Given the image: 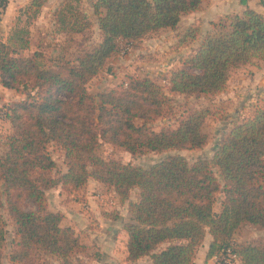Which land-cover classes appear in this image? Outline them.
I'll return each mask as SVG.
<instances>
[{"label":"trees","instance_id":"1","mask_svg":"<svg viewBox=\"0 0 264 264\" xmlns=\"http://www.w3.org/2000/svg\"><path fill=\"white\" fill-rule=\"evenodd\" d=\"M201 1L94 0L99 41L79 49L73 59L48 66L38 60L39 52L21 51L29 45L28 28L15 26L7 40L0 39V82L30 90L5 106L12 130L0 154V182L18 236L12 261H24L39 249L58 257V264H79L72 258L82 243L78 234L61 223V212L48 209L43 195L46 188L59 183L78 187L89 177L111 185L123 199L131 188H138L137 198L128 201L130 219L123 224L130 260L147 255L152 264H193L206 228L212 235L209 258L241 225L264 227V102L232 124L211 159L189 162L184 155L172 153L142 166L96 151L99 139L132 153L191 149L205 143L206 107L192 109L176 126L152 127L166 95L150 76L131 77L94 94L86 86L118 52L122 40L174 27L182 13L198 9ZM7 2L0 0V13ZM42 2L30 4L37 9ZM78 3L63 0L55 9L58 30L88 28L90 20L81 16ZM256 56L264 58V15L247 7L219 20L200 39L182 65L169 72L168 89L186 95L222 90L231 69ZM51 143L63 151L66 169L60 173L52 172L56 162ZM211 165L217 167L221 181ZM218 191L222 198L215 211ZM23 197L31 199L35 208H24ZM3 241L0 228V264ZM235 250L242 264H264L263 239L236 242Z\"/></svg>","mask_w":264,"mask_h":264},{"label":"rangeland","instance_id":"2","mask_svg":"<svg viewBox=\"0 0 264 264\" xmlns=\"http://www.w3.org/2000/svg\"><path fill=\"white\" fill-rule=\"evenodd\" d=\"M211 1L213 0H209L199 13L190 12L187 13L188 15H183L172 28L157 30L136 40H122L118 52L110 57L102 70L86 83L88 91L94 94L126 82L131 77H152L162 85L166 95L161 113L151 122L152 127L159 129L163 126H176L179 119L192 109L206 107L208 112L202 124V130L207 134L205 143L191 149L168 148L162 151L146 149L132 153L117 144L99 139L96 151L100 155L142 166H148L172 153L184 155L189 162L198 157L211 159L219 140L229 131L232 124L251 115L257 106L263 104L264 88L261 85L255 90L248 88L252 81L250 78L255 73H258L254 76L257 77V82L264 73L262 71L264 65H260L264 58L257 56L245 64L233 67L222 90L196 95L169 91L167 84L169 72L182 65L184 58L194 52L200 39L207 32L213 31L219 20L232 15L226 14L210 21L206 8ZM92 19L88 28L81 32L61 31L57 29L59 24L56 21L55 10L52 15L49 13L43 16L40 8L36 9L29 3L20 8L6 34L5 30L0 29V39L7 40V36L15 26L26 27L29 30V45L21 51L26 54L39 52L41 55L38 56V60L42 64L53 65L63 59H73L79 49L93 46L99 41L101 32L97 18L93 16ZM29 92L27 86L12 88L0 82V110L6 108L8 103L25 97ZM11 130L7 115H0V154L5 148L6 135ZM49 150L56 162L52 172L55 174L64 171L66 165L63 161L62 149L51 143ZM211 167L221 181L217 167L215 165ZM137 195V187L131 188L129 196L123 199L109 184L100 181L89 184L86 181L78 187L62 186L59 183L46 188L43 197L48 209L62 212V224L70 223L74 226L82 243L80 248L73 252L72 258L79 264H152L147 255L128 262L123 254L125 233L122 228L130 219L128 201L135 200ZM221 198L222 192H216L215 208L219 206ZM0 200V228L4 235L1 247L2 263L58 264L60 260L58 257L39 249H34L24 261L10 259L18 236L6 208L2 182H0ZM22 206L26 209H34L35 203L23 197ZM232 237L238 243L264 240V227L243 224ZM113 250H116L115 256L111 252ZM107 255L115 258V261L110 263Z\"/></svg>","mask_w":264,"mask_h":264},{"label":"crops","instance_id":"3","mask_svg":"<svg viewBox=\"0 0 264 264\" xmlns=\"http://www.w3.org/2000/svg\"><path fill=\"white\" fill-rule=\"evenodd\" d=\"M30 1L31 0H8L6 7L0 13V29L3 31L5 30V32H4L5 34L7 32L6 30H8L11 27V24L13 23V19L19 13L20 8L25 4H29ZM62 1L63 0H43L41 6L39 7L42 15L44 16V15H47L49 13L52 15L53 11L59 6V4ZM208 1L209 0H202L201 5L198 9L182 13L180 15V18L183 15L190 13V12L191 13H199L200 10H202V8L204 6H206V4H208ZM93 2H94V0H79L78 9L81 12V16L84 19L93 20L92 17L96 16L94 14V11H93V5H92ZM247 7L254 8L255 10L261 12L264 15V0H213V1H211V4H209L207 6L206 13L208 14V17H209L208 19L210 21H214L219 16H224L226 14L241 13ZM179 21H180V19H179ZM164 28L169 29L172 27H164ZM164 28H161V29H164ZM161 29H159V31ZM198 43H197V45H198ZM260 65H264V60H262L260 62ZM255 71H257V68H255ZM262 71L264 72V69ZM257 74L258 73H255V75H257ZM255 75H253V77L250 78L252 81L249 83L248 88L251 90L252 89L255 90V89L260 87L259 85H261L262 88H264V73L261 76V79L259 78V82H257L258 81L257 77H254ZM262 93H263L262 97L264 98V92H262ZM254 94L255 93H253V95ZM91 178L92 177H89L87 179V182H89V184H92V183L95 184V183L99 182L98 180H96L94 178L91 180ZM219 207H220V204L217 208H215L213 205V209L215 211H218ZM75 216H77V214H75ZM67 224L69 225L70 223H67ZM70 226L74 227L71 224H70ZM122 230L125 233V235H124L125 240L123 242L124 258L126 261L130 262L131 260L127 259V257H126V255H127V250H126L127 232L124 229V227L122 228ZM211 240H212V235L208 231V228H206L203 240H202L201 244L195 250V254L193 256V264H211L210 257L209 258L206 257L208 246H209V243ZM115 251L116 250L111 251L113 256L116 255ZM107 259H109L110 263H113V261H115V258H112L109 255H107ZM136 260H138V259H136ZM236 264H242L241 260H239Z\"/></svg>","mask_w":264,"mask_h":264},{"label":"built area","instance_id":"4","mask_svg":"<svg viewBox=\"0 0 264 264\" xmlns=\"http://www.w3.org/2000/svg\"><path fill=\"white\" fill-rule=\"evenodd\" d=\"M0 115H7V109L2 108ZM236 240L231 237L226 243L219 249L216 250L211 256V264H236L240 258L235 250Z\"/></svg>","mask_w":264,"mask_h":264}]
</instances>
